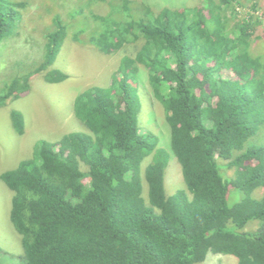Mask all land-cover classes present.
Segmentation results:
<instances>
[{"label":"trees","instance_id":"16d2710c","mask_svg":"<svg viewBox=\"0 0 264 264\" xmlns=\"http://www.w3.org/2000/svg\"><path fill=\"white\" fill-rule=\"evenodd\" d=\"M44 1L39 10L30 7L31 16L45 11L53 22L43 60L16 64L3 80L0 110L27 96L36 76L51 84L68 79L50 68L72 21L82 33L99 22L88 39L72 36L78 44L126 56L107 88L75 97L73 115L86 132L39 141L30 158L0 175L13 193L18 264H198L210 253L264 264L262 23L238 18L242 0L157 12L141 0ZM28 3L35 1L0 0V45L27 30ZM247 3L264 14L260 0ZM62 5L66 17L56 13ZM17 50L13 45V55ZM141 71L148 78L143 92L151 108L161 107L181 167L184 186L171 196L164 183L169 153L159 147L155 122L143 125ZM18 113L11 109L10 118L20 129ZM2 254L10 253L0 247V264Z\"/></svg>","mask_w":264,"mask_h":264},{"label":"rangeland","instance_id":"374dc122","mask_svg":"<svg viewBox=\"0 0 264 264\" xmlns=\"http://www.w3.org/2000/svg\"><path fill=\"white\" fill-rule=\"evenodd\" d=\"M21 2L23 0H20ZM27 1L28 0H24ZM35 4H26L25 12L30 17L33 13L30 9L39 10L45 3L44 0H34ZM145 6L155 12L163 8L182 9L191 6L202 5L200 0H141ZM245 6L235 4V10L239 19L246 16H252L262 23L258 32L264 30V14L262 10H254L247 0H242ZM70 3L76 5L78 0H57L55 4ZM63 6V5H62ZM106 6V5H103ZM31 7V8H30ZM264 9V0H260V8ZM68 7L57 9L56 13L66 17ZM95 15L99 14L94 11ZM53 22L47 12L42 11L37 15L31 16L26 21V29L22 32L20 38L11 39L9 37L0 45V92L4 86L7 75H10L16 68L17 63L24 67H34L41 63L44 54V45L46 42L45 33L53 28ZM74 21L68 26L67 38L63 39L62 47L52 65L51 69L62 72L68 76V79L59 84H47L43 80V75L33 78L31 91L24 100L14 102L9 109L0 110V175L8 170L17 167L18 163L32 156L35 145L39 141L57 142L64 135L73 132H86V128L74 117L73 103L75 97L87 88L103 87L107 88L111 83V75L119 67L120 61L126 55H102L94 48L86 44H78L72 39L74 34H79V38L88 39L94 35L97 30L93 28L98 26L97 20L91 21V24L84 28L83 33L77 32L78 26ZM92 24L94 27H92ZM103 29V26L102 28ZM13 45L18 48L16 55H13ZM132 45H127L129 47ZM135 50H133L134 53ZM132 53V52H131ZM34 64V66H32ZM227 72V71H226ZM229 75L227 74L226 77ZM142 87H147V72H140ZM3 82V83H2ZM148 88V87H147ZM140 96L144 104L143 118L146 122L143 125L146 128L153 126L157 136L160 138L159 147L170 153L169 165L165 171V191L171 196L177 189L184 186L181 167L170 150V129L165 122L161 107L156 105L150 112L151 105L148 97L145 96L142 88ZM18 111L21 120V128L13 127L10 118V110ZM157 118V121H153ZM149 120V121H148ZM57 149V147L55 148ZM223 172V170L221 171ZM232 174V171H229ZM227 172V174L229 175ZM228 177H231L230 175ZM13 193L0 180V247L8 251L6 254L11 259L20 255V235L15 233L9 220L11 198ZM262 195V192L260 193ZM235 196V195H234ZM231 196L230 202H238L241 196ZM232 256H221L209 254L203 263L198 264H236V258Z\"/></svg>","mask_w":264,"mask_h":264},{"label":"clouds","instance_id":"9594fccd","mask_svg":"<svg viewBox=\"0 0 264 264\" xmlns=\"http://www.w3.org/2000/svg\"><path fill=\"white\" fill-rule=\"evenodd\" d=\"M94 30H96V29H94L93 28V30L92 31H94ZM97 32V31H96ZM79 33H82V32H79ZM79 35V34H78ZM55 63V62H54ZM52 67V66H51ZM51 69V68H50ZM36 78V77H35ZM43 80L45 81V79H44V77H43ZM66 81V80H65ZM46 82V81H45ZM62 82H64V81H62ZM62 82H60V83H62ZM47 84H51V83H48V82H46ZM31 84H32V81H31ZM57 84H59V83H57ZM97 87V86H96ZM103 88V87H102ZM141 88H142V90H143V87L141 86ZM31 91V90H30ZM144 91V90H143ZM27 96H24V97H21V98H19V99H17V100H15V101H18V100H24V98H26ZM153 110V108L151 109V111ZM146 118H144V120H145ZM166 122V121H165ZM155 126H156V124H155ZM170 129V128H169ZM171 150V149H170ZM168 152V151H167ZM169 153V152H168ZM33 155V154H32ZM172 155H173V153H172ZM174 156V155H173ZM175 157V156H174ZM176 158V157H175ZM169 159H170V153H169ZM25 160V159H24ZM176 161H177V159H176ZM168 165H169V161H168ZM168 167V166H167ZM167 169V168H166ZM166 171V170H165ZM165 180V179H164ZM164 183H165V181H164ZM145 186V185H144ZM148 191H147V186H145L144 187V193H147ZM173 195V194H172ZM11 200V199H10ZM15 231V230H14ZM15 233H16V231H15ZM16 235H17V233H16ZM20 246H21V243H20ZM21 252H20V255L18 256V258H15L14 259V263L16 262L17 264H18V260H19V258H20V256L22 255V246H21V249H19ZM222 256V255H221ZM232 258V257H231ZM1 261H2V263L3 264H12L11 263V259H9L8 257H7V255L5 254H2L1 255ZM236 263H237V261H236Z\"/></svg>","mask_w":264,"mask_h":264}]
</instances>
